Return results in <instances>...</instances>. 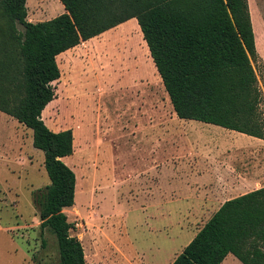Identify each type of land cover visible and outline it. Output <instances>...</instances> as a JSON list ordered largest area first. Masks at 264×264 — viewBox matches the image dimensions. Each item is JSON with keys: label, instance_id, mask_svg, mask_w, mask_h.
Listing matches in <instances>:
<instances>
[{"label": "rangeland", "instance_id": "1", "mask_svg": "<svg viewBox=\"0 0 264 264\" xmlns=\"http://www.w3.org/2000/svg\"><path fill=\"white\" fill-rule=\"evenodd\" d=\"M27 6L33 22L65 12L60 0H27ZM252 12L258 41L253 65L264 120V0H253ZM127 27L138 34L126 37ZM17 28L23 31L21 25ZM149 61L138 22L109 29L58 57L61 77L53 83L55 101L43 118L55 131H73L74 151L65 161L77 176L76 198L65 212L74 223L71 233L85 246L89 264H164L173 259L189 234L172 228L165 236L166 215L161 214L169 191H198L202 201L217 204L230 196L226 191L264 186V139L179 118L154 62ZM19 66L18 48L0 9V97L20 98V89H7L20 83ZM120 102L133 107L125 116L119 114ZM152 107L158 126L159 114L168 112V136L155 153L157 169L154 172L152 167L150 173L154 154L150 155L147 121ZM141 119L146 122V137L141 134L142 143L136 147L133 141L128 144L129 133L121 127L136 120L140 125ZM154 182L156 219L149 209ZM50 183L45 154L33 145L32 129L0 110V264L59 261L57 237L49 230L41 236L33 197L34 191Z\"/></svg>", "mask_w": 264, "mask_h": 264}, {"label": "trees", "instance_id": "2", "mask_svg": "<svg viewBox=\"0 0 264 264\" xmlns=\"http://www.w3.org/2000/svg\"><path fill=\"white\" fill-rule=\"evenodd\" d=\"M60 1L64 13L33 22L27 0H0L20 63V83L7 89L21 90L15 101L0 97V110L32 129L33 145L44 151L51 183L33 197L41 236L49 230L58 240L55 264H89L65 212L77 186L65 161L74 151L73 131H55L43 118L61 77L57 57L135 17L179 118L264 139L258 53L248 0ZM229 253L244 264H264V186L226 200L171 264H221Z\"/></svg>", "mask_w": 264, "mask_h": 264}, {"label": "crops", "instance_id": "3", "mask_svg": "<svg viewBox=\"0 0 264 264\" xmlns=\"http://www.w3.org/2000/svg\"><path fill=\"white\" fill-rule=\"evenodd\" d=\"M252 1L253 0H248V4H249V9L251 12V18H252V23H253V28H254V16H253V12H252ZM34 17H35V15H34ZM28 19H29V14H28ZM137 22H138L137 18L134 17V18H131V19L119 24L118 26L121 27L124 24H126V25L133 24V26H134ZM138 30H139V27H138ZM107 31H105V32H107ZM126 32H127V34L125 35L126 37H129V36H131V34H134V33L138 34L137 31L132 32V28H130V27L126 28ZM254 32H255V29H254ZM104 33H102V34H104ZM102 34H100V35H102ZM121 37H123V36L121 35ZM255 38H256V47H257V52H258V41H257L256 32H255ZM75 47H77V46H75ZM74 48H72V49H74ZM69 50H71V49H69ZM69 50L61 53L60 55L65 54ZM58 57H57V60H58ZM150 58H152L151 55H150ZM149 62H154L153 58H152V61H149ZM132 109H133V107L127 106L125 102H122V103L120 102V106H119L118 111H119L120 116H125ZM141 109L142 108L138 107L139 111H141ZM152 110H153L152 115H150L151 113L149 111H147L150 115L148 118V121H147L149 124V136L148 137H149V145H150V155L154 154V164L150 165V173H151L152 167H153L154 172L157 169V163L158 162H157V158L155 157V153L157 152L158 149L163 148V146H161V145H163L161 143V141L164 140L165 138H167V136H168L167 135L168 132L166 130L167 124H168L166 116L168 117V115H167L168 112L164 111V112L159 114V119L161 120V124L158 126L157 120L155 118L157 113H156L154 107H152ZM43 114H44V111H43ZM137 121L138 120H136L133 123L134 125H130V121H128L126 123V125L122 124L121 128H122V131H127L129 133L128 136L130 138L128 139V141H129L128 144H131V142L133 141L134 146L139 147L142 143L141 134L145 135V133H146V128L143 127V124L146 122L143 119L139 125V123ZM151 133H152V135H151ZM144 137H146V135ZM158 144L160 147L158 146ZM164 146H165V142H164ZM105 161H106V158H105ZM151 190H153V191H151ZM149 191H150L149 192L150 196L152 195V198L154 199L153 203H151V202L149 203V209L153 210L154 218L156 219L157 215H158V205H157V201H156L157 191H156L155 182H154L153 187L149 188ZM250 191L251 190H248V191H226L228 193H225V195H227V194L230 195V196H228V198L226 200L240 196V195L245 194V193L250 192ZM233 192H234V194H232ZM187 196H189V198H190L189 200H188ZM75 198H76V195H75ZM226 200H224L222 203L215 204V203H213V201H211V203L207 204L205 202V199L202 201V198L200 197V194L198 191H187V194H186V191H169L168 197L165 198L164 204H162V207L165 206L164 207L165 210L161 214V216L166 215V218H165L166 221L164 222V225L162 226L165 230V234H166L165 236H168V237L170 236V234H171L170 231L172 228L178 229L180 231V233H182V234H187V233L189 234L188 239H187V241H188L187 244H188L195 237V235L197 234L199 229L204 226V224L211 218V216L220 208V206ZM208 206L212 209H209ZM210 210H212V211H210ZM207 212H210V213L207 214ZM202 218H204V221H202L203 220ZM154 225L156 228V223ZM190 228H192L194 230H190ZM186 245L182 246L180 248L179 253L177 252L176 254H174L173 259L170 258L171 260L167 263H164V264H171L175 260V258L183 251V249L186 247ZM85 254L87 255L86 251H85ZM144 254L145 253H142V255H144ZM144 257L145 256H143L142 258H144ZM86 258H88V256ZM164 259H168V257H165ZM96 260H98V259H96ZM87 261H88V259H87ZM88 263H89V261H88ZM221 264H244V263L237 256H235L232 253H229L225 257V259L223 260V262Z\"/></svg>", "mask_w": 264, "mask_h": 264}]
</instances>
